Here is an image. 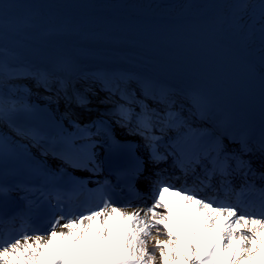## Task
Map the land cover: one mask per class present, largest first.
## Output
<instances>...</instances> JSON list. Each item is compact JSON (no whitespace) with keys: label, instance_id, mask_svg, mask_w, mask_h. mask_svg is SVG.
<instances>
[{"label":"bare ground","instance_id":"obj_1","mask_svg":"<svg viewBox=\"0 0 264 264\" xmlns=\"http://www.w3.org/2000/svg\"><path fill=\"white\" fill-rule=\"evenodd\" d=\"M167 1L120 0L100 6L81 0H2L6 5L0 13V86L3 79L16 77V73L10 71L16 66H8L7 58H10L9 64L35 60V64L51 67L46 68L44 74L38 68L29 70L30 78H35L38 84L35 89L44 94H49L46 92L49 91L54 97H59L58 92H62L63 104L80 111L67 113L50 98L40 101L30 99L26 92L13 94L4 84L0 87V106L7 112L6 118L10 114L18 115L23 120L20 125L23 127L25 124L24 128L32 130L35 135L34 127L43 119L58 125L64 122L65 130L72 132L75 123H80L79 118L104 119L111 114L106 108L121 109L123 105L131 110L133 123L112 118L118 134L125 140L139 142L137 152L144 156L146 145L140 141L144 130L138 127L137 117L147 112L162 120L166 117L165 110L172 112L171 107L165 108L167 103L178 98L179 108L174 111L178 122L171 123V128L179 130L177 126L182 121L193 122L192 117L202 114L199 110H204L205 105H215L210 92L196 96L192 94L195 88L203 86L237 94L239 99L246 98L244 103L254 112H264V106H261L264 105V75L260 56V0H252L244 14L245 21L252 19L249 27L232 32L224 29L225 26L232 27L223 24L225 15L250 0H184L177 8H162ZM86 59L118 64L122 79L118 80L114 75L100 76L93 71L91 74L80 73L78 65L84 64ZM26 75L28 73L21 74L22 77ZM148 75L168 82L175 89L160 97L157 96L159 89L146 94L140 88L147 82L150 84ZM38 77H43L45 86L39 84ZM111 80L116 84L112 85ZM72 83L78 88L82 85L88 87L94 96L82 97L84 95L78 92L79 89L70 93ZM98 97L103 103H97ZM7 98L16 102L20 113L7 107ZM186 101H197L200 109L193 107V110ZM199 117L209 121L206 114ZM128 123L131 127L127 126ZM154 123V129L161 131V124L155 119ZM124 127L133 130L132 135L126 133L128 129ZM163 129L165 141L168 138L178 140L187 132L181 129L174 134L170 127ZM12 134H16L13 127L0 119V151L13 148L30 157L34 163L60 169L61 162L47 152L45 157L31 136L17 135L27 141L23 142ZM218 139L217 147L208 151L212 156L217 150L229 156H239L243 147L242 158L250 162L255 175L260 176L264 172V153L258 143L241 140V144L240 141L227 140L223 135ZM8 161L6 155H0V167ZM94 259L96 264H100L102 257ZM259 259L258 256L257 264Z\"/></svg>","mask_w":264,"mask_h":264},{"label":"snow or ice","instance_id":"obj_2","mask_svg":"<svg viewBox=\"0 0 264 264\" xmlns=\"http://www.w3.org/2000/svg\"><path fill=\"white\" fill-rule=\"evenodd\" d=\"M5 5L0 0V13ZM240 7L244 12L250 5ZM258 7L264 75V0ZM120 114L122 119L132 118L131 110L121 108ZM6 117L0 106V119ZM154 119L163 130L171 127L175 115L166 113L161 120L144 112L137 117L142 135L155 128ZM15 130L21 137L35 138L30 129ZM145 139L155 163L173 157L183 183L158 174L145 195L136 197L139 204L131 199L118 203L99 186L86 202L67 209L53 206L38 223L25 218L18 228L14 217L0 212V264H96L97 256L102 257L100 264H257L258 256L264 264V183L257 187L248 180L255 173L242 158L243 147L239 156L222 150L201 156L186 151L184 141L177 140L170 145L172 151L162 154L157 147L162 137ZM65 158L76 167L94 163L83 147L70 145ZM234 172L245 177L239 188L230 179ZM259 178L264 182V172Z\"/></svg>","mask_w":264,"mask_h":264},{"label":"rangeland","instance_id":"obj_3","mask_svg":"<svg viewBox=\"0 0 264 264\" xmlns=\"http://www.w3.org/2000/svg\"><path fill=\"white\" fill-rule=\"evenodd\" d=\"M64 1H68V0H64ZM81 1H89V2H93V3H97L98 5L101 6L104 4H112V3L116 2V1H120V0H81ZM251 1L252 0L247 2L250 6L252 4ZM183 2H184V0H168L166 2V4L162 6V8L174 9V8L179 7ZM248 9H249V7L247 8V10ZM246 11L242 12L241 7H240V8L234 9L230 14H226L224 17V20H223V24H225V25L230 24V26H232V27H226L225 26L224 29L227 32H232V31L238 30L239 28H245L247 26L249 27L252 19L245 21L244 14ZM7 59L8 60L6 63H9L8 61L10 58H7ZM106 64H109V63H106ZM25 83L26 82H24V80L22 78H20V80L19 79H12L8 82V84H10V89H11L13 94H19V93L27 91L26 89L30 88V87H28V85H26ZM79 92H81V91L79 90ZM27 94L30 96V99L31 98H37L40 101H44L45 97H47L44 95H39L37 92H34V90H30V91L28 90ZM43 96H44V98H43ZM58 96L59 97H57V98L55 97V99L57 100L56 103L58 102V105L62 106L63 104H62L61 99L63 98V95H62V93L58 92Z\"/></svg>","mask_w":264,"mask_h":264},{"label":"water","instance_id":"obj_4","mask_svg":"<svg viewBox=\"0 0 264 264\" xmlns=\"http://www.w3.org/2000/svg\"><path fill=\"white\" fill-rule=\"evenodd\" d=\"M95 63H98V62H95ZM85 65H88V63L86 62V63H84ZM90 66H94L93 64L92 65H90Z\"/></svg>","mask_w":264,"mask_h":264}]
</instances>
